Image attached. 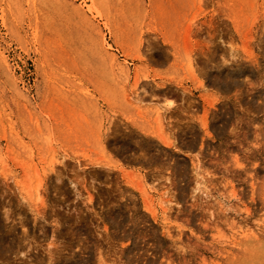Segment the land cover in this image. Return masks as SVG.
Returning <instances> with one entry per match:
<instances>
[{"label":"rangeland","instance_id":"1","mask_svg":"<svg viewBox=\"0 0 264 264\" xmlns=\"http://www.w3.org/2000/svg\"><path fill=\"white\" fill-rule=\"evenodd\" d=\"M0 264H264V0H0Z\"/></svg>","mask_w":264,"mask_h":264},{"label":"bare ground","instance_id":"2","mask_svg":"<svg viewBox=\"0 0 264 264\" xmlns=\"http://www.w3.org/2000/svg\"><path fill=\"white\" fill-rule=\"evenodd\" d=\"M111 58V57H110ZM114 61V60H113ZM157 84V83H156ZM162 84V83H161ZM159 85V84H158ZM145 92V91H144ZM206 101H207V99H206ZM209 103H211V101L209 102ZM211 105V104H210ZM158 109H159V107H158ZM206 109V108H205ZM160 110V109H159ZM154 113H155V111H154ZM156 115H155V119L157 118H159L160 116H161V113H155ZM199 118V117H198ZM199 124H200V126L202 127V129L203 130H206V128H208L207 127V117H206V114H204L203 116H201L199 119ZM206 132H208V131H206ZM205 132V133H206ZM210 134V133H209ZM154 136H156V138L157 139H159L161 142H164V143H167V142H165V139L159 134H154ZM29 166V165H28ZM31 172H30V174H31V178H32V185L29 187H21V189H22V191H23V193H25L26 194V191L28 192V194L27 195H29L34 201H39V202H42L41 201V196H40V194H39V190H38V183H39V179H38V173H37V171L35 170V168L34 167H32L31 168V170H30ZM27 188V189H26ZM23 198H25V196H22ZM41 204V203H40Z\"/></svg>","mask_w":264,"mask_h":264}]
</instances>
